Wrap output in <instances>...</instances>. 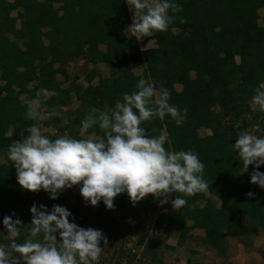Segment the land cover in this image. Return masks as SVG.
<instances>
[{
    "label": "trees",
    "instance_id": "obj_1",
    "mask_svg": "<svg viewBox=\"0 0 264 264\" xmlns=\"http://www.w3.org/2000/svg\"><path fill=\"white\" fill-rule=\"evenodd\" d=\"M177 3L182 11L175 13L166 31L143 37L155 45L142 50L136 39L124 34V26L130 23L124 0H0V153L7 152V145L19 138L21 129L34 123L25 116L26 104L20 101V94L31 99L39 89L47 88L57 94L42 105L67 104L70 90L56 80L57 75L67 79L59 64L81 58L94 68L103 64L109 69L108 78L97 77L98 71L91 69L86 75L87 86L76 87V98L84 109L76 110L63 129L72 138H80V121L90 107L111 110L123 93L136 90L138 79L150 78L156 87L162 84L168 88L170 104L186 108L187 113L179 126L167 115L163 120L154 117L142 122L146 135L155 137L166 132L167 150L190 149L196 153L204 164L203 178L209 191L184 197L187 203L179 209L167 207L161 211L159 198L148 195L133 206L127 194L121 193L110 210L102 202L94 206L93 219L98 225L91 228L101 230V223L110 220L114 211L124 218L142 213L155 229L177 225L183 237L190 221L192 227L203 231L206 246L221 251L227 235L246 237L259 229L264 231V189L249 182L252 165L239 175L241 161L230 148L237 131L250 124L245 119L251 111L248 103L253 89L264 81V15L262 24H258L264 0ZM179 17L183 18L182 27L175 32L181 23ZM237 121L241 126L234 129ZM257 123L264 126V117L253 124ZM200 129L209 134L200 136ZM89 132L102 135L95 126ZM257 170L264 173V165ZM15 183V169L6 159L0 164V220L13 215L23 227L30 224L31 217ZM250 191L253 197L245 195ZM175 195L183 196L169 194L170 203ZM210 197L219 204L211 202ZM196 201H204V207L193 208ZM58 204L70 211V220L88 228L84 220L90 214L89 205L83 202L79 188L72 205L64 198ZM26 236L22 232L18 242ZM116 254L122 258L124 252L118 249Z\"/></svg>",
    "mask_w": 264,
    "mask_h": 264
},
{
    "label": "clouds",
    "instance_id": "obj_2",
    "mask_svg": "<svg viewBox=\"0 0 264 264\" xmlns=\"http://www.w3.org/2000/svg\"><path fill=\"white\" fill-rule=\"evenodd\" d=\"M132 12V22L124 34L140 40L164 32L172 24L175 13L182 11L177 0H124ZM181 23L183 18L179 17ZM135 91L123 93L114 108L105 110L90 107L80 121L79 136L45 135L41 123L60 117L54 109L45 111L43 101L57 93L39 89L34 98H26L25 116L34 121L21 129L19 138L7 145V159L15 169L19 187L29 192L43 190L49 199L73 186L86 205L102 202L105 209L114 207V198L126 193L133 206L151 195L160 205L169 202V194L181 193L171 199V208L179 209L187 201L184 197L209 191L203 178L204 164L192 150L169 151L166 132L158 136L146 135L142 122L169 116L181 125L186 108L170 104L171 93L162 84L156 87L150 78H140ZM251 104L264 112V81L254 89ZM62 124L68 120L61 117ZM96 127L102 135L90 133ZM239 121L233 125L239 129ZM25 133H27L25 135ZM235 144L230 148L241 161L239 175L248 173L249 182L264 189V126L252 124L237 131ZM253 197V192L245 194ZM30 224L22 225L19 218L6 215L0 220V264H97L108 246L100 229L78 226L70 220V211L53 204L51 209L35 202L29 208ZM26 238L18 242L21 233ZM57 233L59 240H57ZM3 241H7L6 243Z\"/></svg>",
    "mask_w": 264,
    "mask_h": 264
},
{
    "label": "rangeland",
    "instance_id": "obj_3",
    "mask_svg": "<svg viewBox=\"0 0 264 264\" xmlns=\"http://www.w3.org/2000/svg\"><path fill=\"white\" fill-rule=\"evenodd\" d=\"M127 6V4H126ZM128 14L130 17V23L124 26V32L127 26L132 22V12L127 6ZM17 13L14 12L13 15ZM264 13L262 10L258 12V24H262V17ZM182 23L178 24L175 28V32H178ZM128 37V36H127ZM11 38V37H10ZM140 49L144 50L146 48H151L155 45L153 40L146 41L144 38L136 40ZM67 73V79H64L61 75H57L56 80L61 85L62 88H67L70 90L69 99L67 104L62 106L59 104H53L47 106V104L42 105L41 108L45 111L55 110L60 113V117H51L50 119L40 122L41 128L44 134H49L51 136L65 135L66 131H63L65 126H69L71 119L74 117L76 110L84 109V105L81 104L76 98V87L82 86L81 88L87 86L86 75L93 69V65L88 64L85 60L81 58H75L68 60L59 64ZM54 67H57L56 65ZM98 72L97 77L102 76L105 78L109 77V69L103 65L98 64L95 68ZM133 71L138 74L139 70L133 69ZM192 76V74H191ZM96 83V79L92 81ZM177 90H180V86L176 85ZM19 99L21 102L25 101V95L20 94ZM250 112L245 114V119L249 121L248 128L261 117H264V112H260L251 104L249 101ZM218 111V108L215 107ZM61 117L68 120L67 124H62ZM78 129L77 126H74ZM93 133V132H90ZM96 134V133H95ZM200 136H205L209 134L208 130L200 129L198 130ZM7 152L0 153V164H4L7 159ZM15 187L18 189V193L22 196L23 201L28 208L35 202L37 205L43 204L47 209H51L53 204H58L60 198H64L66 203L72 205L74 203V196L77 193L78 186H73L62 191L57 199L51 200L48 194L43 190L37 192H29L23 190L19 187L17 182ZM143 199V198H142ZM211 202L218 205V201L213 197H210ZM204 201H196L191 206L193 208L201 209L204 207ZM59 205V204H58ZM171 207V203L160 205L159 211ZM94 206L89 205V215L84 220V224L88 227H95L96 222H94ZM243 222H246V218H243ZM101 231L107 237L108 246L104 249L101 254L99 261H104V264H214L213 257L216 256V250L208 248L204 241L203 231L199 228H193L191 222L187 221L186 224L189 230L182 246L176 245V234L169 228L155 229L153 223L149 222L148 219H144L142 213L135 216H127L126 218L120 215L119 211H114L113 216L110 220L101 223ZM97 229V228H96ZM173 232V233H172ZM0 233H2V228L0 227ZM151 242H150V241ZM251 242H255L256 245H261L264 243V231L259 229L257 234L250 237ZM7 242V241H3ZM195 243V245H194ZM237 244V242H236ZM245 244H248L247 242ZM118 249L123 250L124 254L122 258H118ZM131 250H134L132 252ZM236 246L231 247V252L227 254H222L220 263L222 264H252L251 260L254 257L250 255H237ZM231 258L228 259V257ZM264 255V251H263ZM223 256V257H222ZM248 257V258H247ZM264 258V257H263ZM235 261V262H234ZM242 261V262H241ZM241 262V263H240ZM258 264V263H257Z\"/></svg>",
    "mask_w": 264,
    "mask_h": 264
},
{
    "label": "crops",
    "instance_id": "obj_4",
    "mask_svg": "<svg viewBox=\"0 0 264 264\" xmlns=\"http://www.w3.org/2000/svg\"><path fill=\"white\" fill-rule=\"evenodd\" d=\"M9 1H12V0H9ZM163 228H168V229L170 228L174 232V236L176 234L177 241H176L175 244L178 245V246H182L183 245L184 241L186 240L187 234H189L187 232L186 236L180 237V235H179L180 234V228L177 225H171V226H168V227L164 226ZM188 231H190V230H188ZM251 236H253V235H251ZM251 236L231 237V236L227 235V236L224 237V239L222 241V246L223 247H222L221 251H218L215 248H211V247L207 246L208 248L216 250V256L213 257V261H214L213 263L214 264H222V263H220V260H219L221 258V255L231 252V247L232 248L234 247V249H235V246H236V250L238 251L237 255L239 253H240V255H242V254L245 255L243 257H246V255H250L251 259H252V257H254V260H251L252 264H257V263L258 264H264V258H263L264 257V255H263L264 243L261 244V245H256L255 242H251L250 241V237ZM236 242H237V244H236ZM246 242L248 244H245ZM194 245H195V243H194ZM229 256L230 257H228V259L231 258V255H229Z\"/></svg>",
    "mask_w": 264,
    "mask_h": 264
},
{
    "label": "built area",
    "instance_id": "obj_5",
    "mask_svg": "<svg viewBox=\"0 0 264 264\" xmlns=\"http://www.w3.org/2000/svg\"><path fill=\"white\" fill-rule=\"evenodd\" d=\"M132 252H134V250H131Z\"/></svg>",
    "mask_w": 264,
    "mask_h": 264
}]
</instances>
